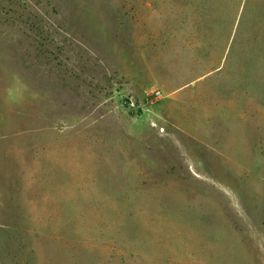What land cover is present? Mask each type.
I'll list each match as a JSON object with an SVG mask.
<instances>
[{
	"label": "rangeland",
	"instance_id": "obj_1",
	"mask_svg": "<svg viewBox=\"0 0 264 264\" xmlns=\"http://www.w3.org/2000/svg\"><path fill=\"white\" fill-rule=\"evenodd\" d=\"M0 264H264V0H0Z\"/></svg>",
	"mask_w": 264,
	"mask_h": 264
}]
</instances>
